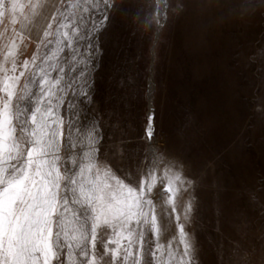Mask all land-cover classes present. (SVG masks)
<instances>
[{"label": "rangeland", "instance_id": "obj_1", "mask_svg": "<svg viewBox=\"0 0 264 264\" xmlns=\"http://www.w3.org/2000/svg\"><path fill=\"white\" fill-rule=\"evenodd\" d=\"M54 1L0 82V264H264V0Z\"/></svg>", "mask_w": 264, "mask_h": 264}, {"label": "crops", "instance_id": "obj_2", "mask_svg": "<svg viewBox=\"0 0 264 264\" xmlns=\"http://www.w3.org/2000/svg\"><path fill=\"white\" fill-rule=\"evenodd\" d=\"M21 1L22 0H17L16 7L14 8L10 16L8 25L2 28L3 35L0 34V82H4L5 80L8 79L9 73L13 70L18 58L20 57L21 53H23L24 51V48L28 41L27 39H30V36H32L31 32L28 31L30 30V28L26 26L27 30H25L23 28L24 25H22V22L25 20L26 16H28L29 18H36L40 13L43 14L47 4H49L50 2V0H45V2L40 6V8H37V11L34 12L33 17H31L32 10L28 12V8L30 4H27L30 0H23L26 2L25 3L26 5L23 7L21 11L22 12L21 18L16 23H13L10 26L9 23L11 22L12 17L14 16L17 9H20L22 5L20 4ZM56 2L57 0H55L51 5L50 7L51 11L46 15L45 23H47L48 18L52 14ZM45 23L43 24V26L45 25ZM1 30L0 33H2Z\"/></svg>", "mask_w": 264, "mask_h": 264}, {"label": "snow or ice", "instance_id": "obj_3", "mask_svg": "<svg viewBox=\"0 0 264 264\" xmlns=\"http://www.w3.org/2000/svg\"><path fill=\"white\" fill-rule=\"evenodd\" d=\"M109 244H111V241H109ZM139 249V261L138 264H142V258H143V245L142 243L137 245L136 247L129 245V248L126 250H122L121 246L117 244L114 247H109V246H104L103 247V252L98 255V250L93 245V247L89 250L90 254L86 256V261L88 264H99V262L102 260L104 256L110 255L111 257V262L110 264H117L118 260H125V255L124 252H128L131 255L135 256L136 255V249Z\"/></svg>", "mask_w": 264, "mask_h": 264}, {"label": "bare ground", "instance_id": "obj_4", "mask_svg": "<svg viewBox=\"0 0 264 264\" xmlns=\"http://www.w3.org/2000/svg\"><path fill=\"white\" fill-rule=\"evenodd\" d=\"M151 78V77H150ZM151 82V81H150ZM151 97H152V86L150 85V90H149V93H148V103L149 105L151 104ZM151 106V105H150ZM149 120L151 118V116L148 117Z\"/></svg>", "mask_w": 264, "mask_h": 264}]
</instances>
